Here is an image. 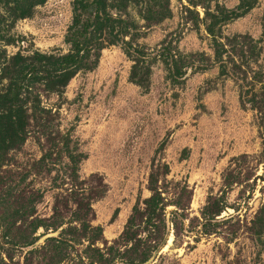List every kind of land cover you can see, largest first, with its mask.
<instances>
[{
  "label": "rangeland",
  "instance_id": "rangeland-1",
  "mask_svg": "<svg viewBox=\"0 0 264 264\" xmlns=\"http://www.w3.org/2000/svg\"><path fill=\"white\" fill-rule=\"evenodd\" d=\"M73 1L0 3V54H67ZM241 1L107 0L126 44L30 87L39 110L0 165V264H125L164 238L149 264H264V0L207 31Z\"/></svg>",
  "mask_w": 264,
  "mask_h": 264
},
{
  "label": "trees",
  "instance_id": "trees-1",
  "mask_svg": "<svg viewBox=\"0 0 264 264\" xmlns=\"http://www.w3.org/2000/svg\"><path fill=\"white\" fill-rule=\"evenodd\" d=\"M44 1L0 0V3L7 7L13 5L12 13L17 18H27L32 8ZM254 3L255 0H242L237 12L213 16L207 29L213 43H216L218 25L242 17ZM123 31L122 21L107 13V0H74L72 21L65 35V43L69 46L67 54L35 52L28 59L15 55L9 60L0 54V60L2 57L4 61L1 70L5 71V84L0 86V165L6 162L9 152L20 147L27 138V110H39V98L30 92L31 85H44L51 92L63 90L71 78L86 66L93 51L116 43L126 44ZM2 41L4 37L0 35ZM38 68L43 75H39ZM159 204V197L151 195L146 201L148 213L154 214ZM165 244L166 238L142 259L125 264H149ZM99 258L100 264H109L104 255L100 254Z\"/></svg>",
  "mask_w": 264,
  "mask_h": 264
},
{
  "label": "water",
  "instance_id": "water-1",
  "mask_svg": "<svg viewBox=\"0 0 264 264\" xmlns=\"http://www.w3.org/2000/svg\"><path fill=\"white\" fill-rule=\"evenodd\" d=\"M52 235V234H51ZM51 235H47V236H45V237H50Z\"/></svg>",
  "mask_w": 264,
  "mask_h": 264
}]
</instances>
